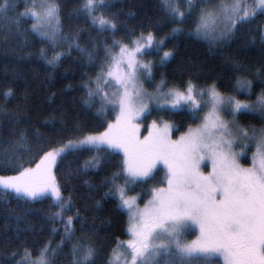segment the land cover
<instances>
[{
    "label": "snow or ice",
    "instance_id": "snow-or-ice-1",
    "mask_svg": "<svg viewBox=\"0 0 264 264\" xmlns=\"http://www.w3.org/2000/svg\"><path fill=\"white\" fill-rule=\"evenodd\" d=\"M158 2L164 23L173 25L171 31L160 38L150 29L137 32L118 22L117 16L111 13V0H78L67 18H84L99 35L111 33L107 38L111 44L93 43L91 49L79 43L82 30L75 36L63 34L66 0H24L23 11L12 18L16 35L25 38L24 46H27L28 35L34 33L51 47V54L42 46L36 56L52 69L73 49L86 57L90 66H98L95 76L84 72L78 84L69 83L66 89L82 90V106L95 109L94 116L97 120L104 118L102 123L110 112L118 109V114L102 132L88 131L77 120L73 124L76 138L48 139L45 142L49 145L48 150L39 149L43 155L34 168L18 164V154L31 149L26 145V130L12 129L9 148L0 151V168L18 166L19 170L15 175H0V198L14 195L25 204L51 198L56 211L49 212L47 219L52 224L62 223L64 227L55 248L51 247L50 240L34 252L24 248L19 260L15 259L20 255L19 249L5 250L0 253V264H57L65 242L70 245L68 264H98L101 253L93 238L96 228L87 226L77 209L76 219L80 220L82 229L88 230L76 236L73 217L65 218V213L73 206L72 197H64L53 169L58 159L88 151L94 154L75 170L77 175L87 174L107 162L114 150H122L123 159L101 184L107 187L104 197L115 200L117 210L127 212L126 234L130 238L126 241L117 239L114 247L104 254L101 264H213L219 257L223 258L224 264H264V126L243 127L238 123V117L244 114L258 115L264 120V91L254 102L248 103L222 93L215 81L200 86L190 77L181 86L169 87L162 77L152 92L143 85V81L152 82L155 66L163 67L174 57V49L162 52L161 49L166 38L174 39L184 31L182 25L185 22L190 20L195 25L189 35L227 44L258 15L264 16V0ZM17 8V0H2L0 17L8 18V13ZM25 18H31L33 22L30 28L20 31ZM162 26L159 22L155 25L157 29ZM120 31L125 37L116 39V33ZM256 32L249 43H258L264 51V25L258 24ZM7 40L5 37V43ZM64 44L66 49L57 50ZM101 50L104 52L102 58L97 55ZM153 53L159 56L157 63L142 59ZM232 70L239 73L244 71V66L233 62ZM251 75L264 83V60L251 70ZM110 85L114 90L105 91ZM234 87L251 94L253 81L237 76ZM3 95L7 100L13 95L12 89ZM154 109L172 113L186 111L200 122L195 127L189 125L186 132L173 140L170 133L173 129L178 131V127L167 121L157 124L153 120L148 135L140 139V125L136 121ZM0 112L18 122L16 113L6 109H0ZM201 112L204 113L202 116L199 115ZM224 114L231 120L224 119ZM45 123L54 126L56 117L46 119ZM60 124V130L54 128L56 136L66 130L62 117ZM35 136L37 140L41 139L38 132ZM245 141L256 147L249 167L240 163L247 147ZM236 145H240V151H235ZM205 161L211 163L207 173L201 170ZM161 162L166 168L161 183L166 182V186L150 188L151 198L141 208L136 203L138 196L127 193L137 183L154 180V169ZM83 183L88 185L90 192L96 188L87 180ZM96 205L99 207L100 201H96ZM21 218L18 216L17 220ZM194 226L198 227L199 235L194 240H186L185 234ZM20 231L18 227L17 233ZM51 231L54 235L57 229L53 227ZM11 243L5 238V246ZM24 244L25 241H21L20 247ZM161 256L164 257L162 262Z\"/></svg>",
    "mask_w": 264,
    "mask_h": 264
},
{
    "label": "trees",
    "instance_id": "trees-1",
    "mask_svg": "<svg viewBox=\"0 0 264 264\" xmlns=\"http://www.w3.org/2000/svg\"><path fill=\"white\" fill-rule=\"evenodd\" d=\"M2 2V0H0ZM113 7L111 13H114L118 22L125 24L129 29L135 28L137 32L141 29L152 30L157 38L164 37L171 31L173 25L165 24L159 9L158 0H111ZM18 8L15 12L8 13V18L0 17V109H6L11 113H16L18 122L10 120L0 112V151L9 148V142L12 139L10 133L12 129H24L27 132L26 145L31 149L28 152L19 153L18 164L23 167H32L48 150L49 145L45 142L48 139L59 140L67 138H76L77 134L73 131V124L77 120L81 121L88 131L101 132L105 129L107 122L113 118V111L107 115L103 123L94 116L95 109L88 110L81 104V97L84 95L82 90H67L66 86L71 83L76 85L82 78V74L87 72L93 76L99 67L93 68L89 65L86 57L82 56L77 50L73 49L71 54L64 58L60 65L55 69L46 65L43 60L37 59L36 53L40 47H46L49 54L52 49L46 41H41L34 33L27 37V46H24V37L16 35V26L12 23V18L24 9V0H17ZM78 0H66L64 8L63 34L71 33L75 36L80 31L79 43L82 47L91 49L93 43L103 45L105 42L111 44L107 39L111 33L99 35L97 31L84 19H68V12ZM132 15H129V14ZM31 18H25L20 27V31L30 28ZM159 22L163 25L156 28ZM264 25V16H257L256 20L247 28H242L240 33L227 44H217L211 39H202L189 35L195 25L187 21L182 25L183 32L178 33L174 39L166 38L161 52L174 49L175 55L163 67L155 66L152 76V82L148 81L145 86L154 90L162 77L166 79L167 85L181 86L184 81L193 78L194 82L200 86L216 82L218 89L224 94L233 95L239 99L255 101L257 95L264 91V83L259 78L251 75V70L260 66V61L264 60V51L259 44L252 45L249 40L256 36V26ZM250 29V30H249ZM5 37L8 38L5 43ZM125 37L123 31L116 33V39ZM64 44L57 50L66 49ZM28 53H32L31 56ZM99 57L104 56L101 50ZM147 59L157 63L159 56L155 53L144 56ZM233 62L244 66V71L233 72ZM99 65V60L96 61ZM237 76L247 78L253 81L251 94L245 91H237L234 87ZM9 88L13 95L5 100L3 93ZM53 93L55 95L53 96ZM49 97H52L50 100ZM98 107V105H97ZM56 117V123H45L46 119ZM63 118L66 130L60 136L54 134L60 130V119ZM156 120L168 121L178 127V131L173 129L172 134H177L187 130L189 125L197 123L186 111L175 113L163 110H152L141 118L143 124L142 130L145 131L150 123ZM238 122L243 127L253 125L257 128L264 126V120L258 115L244 114L238 117ZM39 133L41 139L37 140L35 133ZM55 146V145H53ZM94 153L84 151L78 156H67L57 162L54 168L58 182L62 185L64 197H72L73 206L71 210L65 213L73 217V227L76 230V236L82 235L83 231L80 220L76 219V210L79 209L82 217L85 218V224L96 228V235L93 237L101 253L98 264L115 245L117 239L124 240L128 237L127 213L117 210L116 201L104 197L107 187L101 184L102 179L116 170V166L123 159L121 153L113 151L112 156L99 169L89 170L87 174H75V170L81 167L85 160L90 159ZM19 167L14 169L0 168V175L16 174ZM154 180L137 183L131 188V191L142 192L141 201H144L149 194V189L163 185L161 180L164 178V169L157 166L154 169ZM89 181L96 186L95 190L90 192L88 185L83 181ZM96 201H100L97 207ZM56 211L52 207L51 198L37 200L25 204L23 200H18L14 195L6 199L0 198V253L11 252L19 249L20 255L15 259L19 260L23 255L24 248L35 251L36 248L51 241V247L55 248L61 240L63 224H52L47 219L49 212ZM22 217L17 220V217ZM21 229L17 233V228ZM57 229L56 234H52L51 229ZM193 229L186 235V239L195 235ZM18 237V238H17ZM5 238L12 241L5 246ZM25 241L23 247L20 242ZM70 245L65 242L63 255L58 257L57 264H68L67 255ZM161 262L163 259H160ZM213 264H224L222 259H214Z\"/></svg>",
    "mask_w": 264,
    "mask_h": 264
},
{
    "label": "rangeland",
    "instance_id": "rangeland-1",
    "mask_svg": "<svg viewBox=\"0 0 264 264\" xmlns=\"http://www.w3.org/2000/svg\"><path fill=\"white\" fill-rule=\"evenodd\" d=\"M142 59H144L145 61H151L150 59H147V58H145V57H142ZM97 71H99V69L97 70ZM96 74V73H95ZM95 74L93 75V76H95ZM147 81H143V85H144V88L147 90V91H149V92H152L153 90H151V89H148L146 86H145V83H146ZM114 90V88L110 85L107 89H105V91H109V92H111V91H113ZM233 96V95H232ZM235 97V96H234ZM237 98V97H236ZM237 99H239V98H237ZM239 100H242V101H245V102H248V103H252L251 101H248V100H243V99H239ZM99 106V105H98ZM113 113H114V115H113V118L111 119V120H109L108 122H114L115 121V117H116V115L118 114V109H116L115 111H113ZM204 113L203 112H201V113H199V115H203ZM224 119H226V120H231V117L229 116V115H227V114H224ZM141 120V118L140 119H138L137 121H136V123H138L139 125H140V129H139V137H140V139H143L144 138V136H147L148 135V129H149V127L151 126V124L152 123H150L149 124V126L147 127V129L145 130V131H143L142 130V128H143V124H142V122L140 121ZM107 122V123H108ZM168 122V121H167ZM200 121L198 120L197 121V123H195V124H193L192 126L193 127H195L196 126V124H198ZM162 123V121L160 122V123H157V124H161ZM169 123H171V122H169ZM239 123V122H238ZM172 124V123H171ZM106 127H107V125H106ZM105 127V128H106ZM104 131V130H103ZM187 131V130H186ZM186 131H184V132H186ZM102 132V131H101ZM184 132H181V133H179V134H177L176 136H173V134H172V131H171V133H170V135H171V139H173V140H177L179 137H180V135L182 134V133H184ZM73 139H75V138H73ZM245 143V145H247V147H246V149H245V153H244V155H242L241 157H240V163L242 164V165H244L245 167H249V166H251V164H252V154H253V152H255V150H256V147H255V144L254 143H249L248 141H245L244 142ZM241 150V148H240V145H236L235 146V151H240ZM115 151H118L119 153H121V155H122V157H123V152H122V150H115ZM39 162V160L37 161V163ZM36 165V164H35ZM35 165H33L32 167L34 168L35 167ZM157 166H161L163 169H164V174H165V171H166V168H165V166H164V164L161 162V163H158L157 164ZM201 170L203 171V172H205V173H207L208 171H210L211 170V163L209 162V161H205V163L204 164H202L201 165ZM53 171H54V169H53ZM12 175H15V174H12ZM122 182V181H121ZM135 186V185H134ZM163 186H166V182L163 184V185H160V186H157V187H163ZM133 187V186H132ZM129 196H138V199H137V201H136V203L141 207V208H143L144 207V205H145V203L151 198V195H150V192H149V194H148V196L146 197V199L144 200V201H141V195H142V192H140V191H135V192H133V191H128V193H127ZM127 213V212H126ZM127 226H128V214H127ZM196 233H195V235L193 236V237H190V238H188V239H186V235H188L189 233H190V231L188 232V233H186L185 234V239L186 240H194V239H196V237L199 235V229H198V227H193L192 228ZM130 237H129V235H128V237L126 238V239H124V240H121V241H126L127 239H129ZM121 251H124L123 249H121ZM221 259H222V261H223V258L222 257H220ZM128 259L130 260V257H128ZM159 259H164V257L163 256H161ZM223 263H224V261H223Z\"/></svg>",
    "mask_w": 264,
    "mask_h": 264
}]
</instances>
